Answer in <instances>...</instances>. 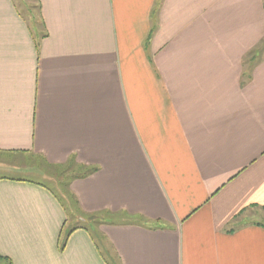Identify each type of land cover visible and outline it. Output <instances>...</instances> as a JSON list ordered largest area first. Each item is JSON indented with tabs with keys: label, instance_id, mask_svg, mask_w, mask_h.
I'll use <instances>...</instances> for the list:
<instances>
[{
	"label": "crops",
	"instance_id": "0c3cea01",
	"mask_svg": "<svg viewBox=\"0 0 264 264\" xmlns=\"http://www.w3.org/2000/svg\"><path fill=\"white\" fill-rule=\"evenodd\" d=\"M31 1L0 0V262L264 264V0Z\"/></svg>",
	"mask_w": 264,
	"mask_h": 264
},
{
	"label": "rangeland",
	"instance_id": "374dc122",
	"mask_svg": "<svg viewBox=\"0 0 264 264\" xmlns=\"http://www.w3.org/2000/svg\"><path fill=\"white\" fill-rule=\"evenodd\" d=\"M15 1V4H16V6H17V8H18V10L21 12V13H23L25 16H27L28 18H29V12H28V10H27V8H26V6L27 5H32L31 3H32V1L31 0H14ZM29 3V4H28ZM34 5V4H33ZM6 160H8V159H6ZM37 162V161H36ZM48 169V168H47ZM46 174V173H45ZM22 177H24V178H28V179H30V180H32V181H35V182H39V183H43V182H46V184L49 186V187H51V188H53L58 194L60 193V188L58 187V185H57V179H59V177H58V172L56 171V170H54V169H48L47 170V174H46V177L45 176H42L41 178L39 177V176H37V175H28V174H26V175H23ZM61 194V193H60ZM71 214H69V216H70ZM75 219V221H79V218L78 217H75L74 218ZM73 222V221H72ZM80 222V221H79ZM69 223H71L70 221H69ZM74 223V222H73ZM81 224H82V222H80ZM68 225H70V224H68ZM0 264H6L5 262H0Z\"/></svg>",
	"mask_w": 264,
	"mask_h": 264
},
{
	"label": "trees",
	"instance_id": "16d2710c",
	"mask_svg": "<svg viewBox=\"0 0 264 264\" xmlns=\"http://www.w3.org/2000/svg\"><path fill=\"white\" fill-rule=\"evenodd\" d=\"M87 175H88V174H84V175H82V177H85V176H87ZM80 227L85 228L83 225L80 226ZM75 229H77V226H76V225H73V226L69 227L68 230H66V235L69 234V233H71V232H72L73 230H75ZM63 244H64V240H63Z\"/></svg>",
	"mask_w": 264,
	"mask_h": 264
}]
</instances>
